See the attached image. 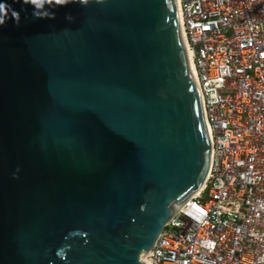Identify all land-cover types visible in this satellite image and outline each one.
<instances>
[{
  "label": "water",
  "instance_id": "1",
  "mask_svg": "<svg viewBox=\"0 0 264 264\" xmlns=\"http://www.w3.org/2000/svg\"><path fill=\"white\" fill-rule=\"evenodd\" d=\"M0 19V264H147L213 160L178 1Z\"/></svg>",
  "mask_w": 264,
  "mask_h": 264
},
{
  "label": "built area",
  "instance_id": "2",
  "mask_svg": "<svg viewBox=\"0 0 264 264\" xmlns=\"http://www.w3.org/2000/svg\"><path fill=\"white\" fill-rule=\"evenodd\" d=\"M207 119L206 184L147 264H264V0H179Z\"/></svg>",
  "mask_w": 264,
  "mask_h": 264
},
{
  "label": "clouds",
  "instance_id": "3",
  "mask_svg": "<svg viewBox=\"0 0 264 264\" xmlns=\"http://www.w3.org/2000/svg\"><path fill=\"white\" fill-rule=\"evenodd\" d=\"M29 0H25V3H28ZM70 0H49V3H55V4H67ZM14 18L19 21V13H14ZM4 23V20L0 19V25Z\"/></svg>",
  "mask_w": 264,
  "mask_h": 264
},
{
  "label": "bare ground",
  "instance_id": "4",
  "mask_svg": "<svg viewBox=\"0 0 264 264\" xmlns=\"http://www.w3.org/2000/svg\"><path fill=\"white\" fill-rule=\"evenodd\" d=\"M177 1H178V9H179V0H177ZM179 14H180V20H181L180 9H179ZM185 41H186V40H185ZM186 44H187V42H186ZM187 49H188V45H187ZM188 53H189V56H190V59H191V63H192V67H193V71H194V74H195L194 64H193L192 56H191V54H190V52H189V49H188Z\"/></svg>",
  "mask_w": 264,
  "mask_h": 264
}]
</instances>
